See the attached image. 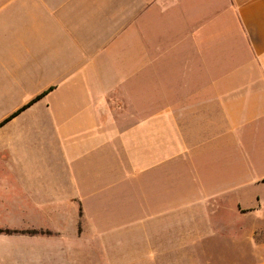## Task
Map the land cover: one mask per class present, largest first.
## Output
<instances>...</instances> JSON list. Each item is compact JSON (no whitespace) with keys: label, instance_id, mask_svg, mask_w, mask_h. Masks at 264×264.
<instances>
[{"label":"crops","instance_id":"0c3cea01","mask_svg":"<svg viewBox=\"0 0 264 264\" xmlns=\"http://www.w3.org/2000/svg\"><path fill=\"white\" fill-rule=\"evenodd\" d=\"M0 230V264H264V0H0Z\"/></svg>","mask_w":264,"mask_h":264},{"label":"trees","instance_id":"16d2710c","mask_svg":"<svg viewBox=\"0 0 264 264\" xmlns=\"http://www.w3.org/2000/svg\"><path fill=\"white\" fill-rule=\"evenodd\" d=\"M1 231V230H0ZM28 233H34V232H28Z\"/></svg>","mask_w":264,"mask_h":264}]
</instances>
